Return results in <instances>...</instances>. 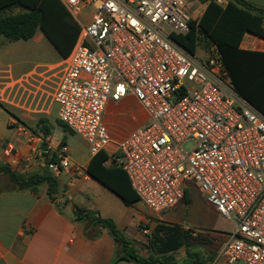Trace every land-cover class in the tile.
<instances>
[{"label": "built area", "instance_id": "built-area-1", "mask_svg": "<svg viewBox=\"0 0 264 264\" xmlns=\"http://www.w3.org/2000/svg\"><path fill=\"white\" fill-rule=\"evenodd\" d=\"M58 1L79 27L54 94L59 121L90 155L104 152L102 165L120 168L154 213L176 206L192 182L234 227L218 256L264 264V115L236 93L215 44L198 57L171 38L228 0ZM129 95L147 120L113 142L107 105ZM70 165L66 146L47 162L54 175Z\"/></svg>", "mask_w": 264, "mask_h": 264}, {"label": "crops", "instance_id": "crops-1", "mask_svg": "<svg viewBox=\"0 0 264 264\" xmlns=\"http://www.w3.org/2000/svg\"><path fill=\"white\" fill-rule=\"evenodd\" d=\"M243 1L264 9V0ZM17 12L19 8L15 6L7 11ZM31 40L44 47L47 44L46 48L53 52L57 62L26 63L23 55L27 51L26 43ZM50 42L41 29L29 40L8 41L0 37V164L19 173L38 172L47 167L48 161H56L58 148L66 146L71 165L61 170L56 178L58 199L67 200L68 204L58 207L49 201L45 186L35 192L14 190L8 176L0 173V264H112L113 261V264H138L125 258L115 259V243L106 230L87 238L84 224L72 220L73 205L98 211L103 218L111 219L127 238L139 236L141 223L148 224L147 238L159 223L194 229L208 238L214 233L224 235L184 224L183 212L189 202L183 199L172 209L154 213L139 200L126 204L119 195L87 174L93 156L86 141L81 137L55 136L54 123L59 121V106L54 94L70 53L62 56ZM240 48L264 52V39L246 33ZM15 57L18 59L14 63ZM128 109L132 110L133 120L130 130L146 122V112L129 95L118 103L107 105L105 123L111 121L112 114ZM109 130L113 142L126 134ZM230 233L225 234L228 237ZM219 249L216 253L207 252L212 259L210 264H227L218 256Z\"/></svg>", "mask_w": 264, "mask_h": 264}, {"label": "trees", "instance_id": "trees-1", "mask_svg": "<svg viewBox=\"0 0 264 264\" xmlns=\"http://www.w3.org/2000/svg\"><path fill=\"white\" fill-rule=\"evenodd\" d=\"M13 6L19 8V12L7 13ZM37 29L45 33L64 57L69 55L79 32L78 25L58 0H0L1 38L29 40ZM246 33L264 39V9L243 0H228L223 7L209 3L197 19L188 23L185 34H172L171 38L190 55H195L198 48L207 50L215 44L236 93L264 115V52L240 48ZM59 124L67 130L60 121ZM105 157L104 152L94 155L87 174L119 195L126 204L137 201L125 173L120 168L102 165ZM0 173L8 176L14 190L35 192L45 186L49 201L58 207L68 204L67 200L58 199L56 175L47 167L38 172L19 173L0 164ZM183 201L189 202L187 190ZM71 215L74 222L84 224L87 238L106 230L115 243V259L125 258L138 264H177L176 252L184 247L182 264H210L212 261L210 256L191 248L194 229L159 223L143 244L127 238L111 219L103 218L94 209L73 205Z\"/></svg>", "mask_w": 264, "mask_h": 264}, {"label": "rangeland", "instance_id": "rangeland-1", "mask_svg": "<svg viewBox=\"0 0 264 264\" xmlns=\"http://www.w3.org/2000/svg\"><path fill=\"white\" fill-rule=\"evenodd\" d=\"M197 5H195L191 10H189V14H194V11L196 10ZM51 43V42H50ZM46 47L47 44H45ZM27 51L23 55L24 60L29 65H41V64H50V63H56V59L53 58L54 54L53 52H50V50L46 47H44L42 44H37L34 41H29L26 43ZM44 48L46 50H44ZM207 50H200L198 48L196 50V55L198 57H202ZM18 57L14 58V63L17 61ZM132 110L128 109V111L121 110L117 113L112 114L111 121L108 122L107 126L111 129L117 130L119 132H125L127 133L130 130V125L133 123L131 113ZM54 129H55V136H64V137H79L76 134H73L68 129L62 128V126L59 124V121L54 123ZM109 128V129H110ZM116 137L118 136L115 134ZM191 147V144H186L185 149H189ZM186 189L188 190L189 194V204L187 205V209L183 212V222L184 224L188 225L189 227L195 226V228L203 227L210 231L215 232H223L224 235L221 234H212L211 238H208L205 234L201 232L194 231L192 235V241L190 242L191 248L201 253L202 255H206L207 252L213 251V253H216L219 249L222 241V239H226V234L232 232L234 227L233 225L227 221L226 219L222 218L219 214H217L215 211L212 210V208L208 205L206 198L202 195V193L198 190V188L192 183L187 182L186 183ZM183 206L185 207L186 204L182 202ZM149 234L148 231V224L147 223H141L139 227V236L129 238L134 241H138L141 243H147V235ZM213 238L217 239L214 240ZM141 249H144L143 247ZM140 249V250H141ZM143 251V250H142ZM185 257L184 248L181 247L176 252V258L178 260L177 264H182L181 260ZM237 264H243L242 262H239Z\"/></svg>", "mask_w": 264, "mask_h": 264}]
</instances>
